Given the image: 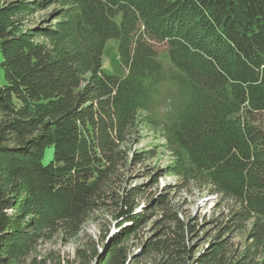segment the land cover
<instances>
[{"label":"trees","instance_id":"trees-1","mask_svg":"<svg viewBox=\"0 0 264 264\" xmlns=\"http://www.w3.org/2000/svg\"><path fill=\"white\" fill-rule=\"evenodd\" d=\"M45 3L57 5L49 24L22 30L14 13ZM45 3L0 7V264L44 230L79 231L107 205L132 225L113 235L99 264H226L225 252L194 254L186 239L197 225L166 195L159 238L131 256L125 240L147 217L135 212L141 187L123 193L119 182L143 124L162 131L183 187L236 205L222 229L252 219L264 248V0ZM109 39L123 77L102 69Z\"/></svg>","mask_w":264,"mask_h":264},{"label":"rangeland","instance_id":"rangeland-1","mask_svg":"<svg viewBox=\"0 0 264 264\" xmlns=\"http://www.w3.org/2000/svg\"><path fill=\"white\" fill-rule=\"evenodd\" d=\"M22 0H0V7L19 3ZM32 1V0H28ZM44 1L46 0H38ZM32 5L28 11L18 10L14 18L18 19L22 30L46 26L51 13L57 5L50 3ZM157 50L165 57L167 44H157ZM2 61V55H0ZM102 69L108 74L123 77V68L118 44L109 39L103 51ZM6 84L5 70L0 65V87ZM135 152H149L142 161L134 159ZM53 154L50 147L45 157L47 162ZM130 162L122 168L123 188L140 186L136 197L135 212L146 214V221L141 222L125 240L131 256L143 254L148 239L159 238L163 227L164 210L158 199L166 195L169 204L185 221L197 225L199 233L187 234L186 244L194 254L209 248L227 254L226 264H263L264 248L252 238L253 220L240 226L222 229L236 205L225 200L221 195L202 191L200 188L186 186L179 175L171 171L175 157L166 147V141L160 129L151 124L141 125L139 141L130 146ZM112 205L103 206L88 215L79 231L68 229H47L31 242L16 258L7 264H99L108 248L110 239L122 228L132 225L125 222L121 225ZM162 220V221H160ZM164 223V222H163ZM222 246V247H220ZM152 260L153 256L144 257ZM187 264H197L188 259Z\"/></svg>","mask_w":264,"mask_h":264}]
</instances>
